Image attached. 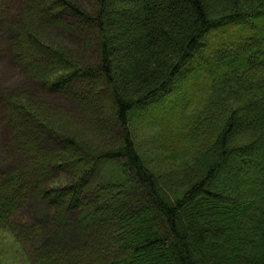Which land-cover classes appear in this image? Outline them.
<instances>
[{"label":"trees","instance_id":"1","mask_svg":"<svg viewBox=\"0 0 264 264\" xmlns=\"http://www.w3.org/2000/svg\"><path fill=\"white\" fill-rule=\"evenodd\" d=\"M49 1L0 0V36L82 115L0 89V263L264 264V0Z\"/></svg>","mask_w":264,"mask_h":264},{"label":"rangeland","instance_id":"2","mask_svg":"<svg viewBox=\"0 0 264 264\" xmlns=\"http://www.w3.org/2000/svg\"><path fill=\"white\" fill-rule=\"evenodd\" d=\"M73 1L74 2L76 1L84 9H87V6L91 4V0H73ZM41 2H42L43 9H46L48 14L53 15L55 13V9H54L53 5L51 6L52 3H50L49 0H41ZM90 8H92V5H90ZM90 8H89V10H90ZM62 20L64 22L68 21L65 18H62ZM75 24H76L75 26H77L79 28V22L76 21ZM78 30L80 31L79 35H81L83 37H86V35H87L89 38H93V35L95 33L94 29H92V28L90 29V28L81 27ZM59 33L60 32L57 29H55V30H53L52 35L56 36V38L58 37L60 40H63L64 42H66L67 45H69V47L71 48V50L73 51V53L75 55L83 56V59L86 60V58L88 56H85L84 55L85 52L77 47L76 38L75 37H74L75 39L70 38V37L63 35L61 33L59 35ZM4 38L5 37L3 35L0 36V89L1 88H14V87H19V86H25L29 90L31 95L33 97H35L34 99L46 101V104L48 106L53 107V108L64 107L65 109H68L69 111L73 112L74 114H77V116H81L82 113L79 112L80 110H78V108H79L78 105L67 101L66 99L63 98V96L58 95L56 93L45 92L37 82L29 80V79H25L21 76V74L18 72V70L12 64L9 47H8V44ZM88 52L89 51H86V55H88ZM181 94L183 96L178 95L171 105H165V106H160V107L155 106V107H157L155 110L156 111L165 110L167 112L168 108H171L173 105H178L181 107L183 106V111L185 113L188 112L191 108V106L189 105V103L191 101L188 98L187 93H181ZM106 95H107L106 91H105V89H103L99 93H95V92L90 91L89 93H86L84 97H85V100L91 99V100L95 101L94 105H96V107L98 108L96 111H97V113H99V111H101V113L103 114V117L101 116L102 118L112 119V116L110 115V108L111 107H110V105L107 106L106 103H104L106 100ZM99 102H101V103L103 102L104 106H101ZM151 107H154V106H151ZM145 108L149 109L147 107H144V109ZM137 128H138V134L140 136H143V140H145L148 134L154 133L153 131L158 130L160 127L158 124H152L146 128H143V127H137ZM150 128H152L153 131H151ZM23 130H24V134H26L27 130L26 131H25V129H23ZM39 138L42 141L43 146H47L48 143H52L53 147H54L53 149L54 150L57 149L56 144L52 140L47 139L45 137V135L40 134ZM5 139H6V130L3 126L2 111L0 108V166H3V168L5 166L10 165V163H9L10 160H9V158H7V156L4 152ZM104 169L105 168L103 166L101 170H104ZM100 176L101 177H98V178H97V176L95 177L96 179L93 181V183H94L93 186L105 181V178L107 177L106 170H104L100 174ZM33 217H37L36 213L33 215ZM10 262L11 261L7 258V260L4 259L2 261V263H0V264H10Z\"/></svg>","mask_w":264,"mask_h":264},{"label":"bare ground","instance_id":"3","mask_svg":"<svg viewBox=\"0 0 264 264\" xmlns=\"http://www.w3.org/2000/svg\"><path fill=\"white\" fill-rule=\"evenodd\" d=\"M8 236L10 237V235H8ZM9 237H8V238H9Z\"/></svg>","mask_w":264,"mask_h":264}]
</instances>
